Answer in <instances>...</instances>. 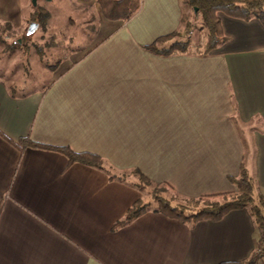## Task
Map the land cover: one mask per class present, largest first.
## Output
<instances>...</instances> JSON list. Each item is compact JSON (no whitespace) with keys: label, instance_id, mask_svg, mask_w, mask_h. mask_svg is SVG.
<instances>
[{"label":"crops","instance_id":"obj_1","mask_svg":"<svg viewBox=\"0 0 264 264\" xmlns=\"http://www.w3.org/2000/svg\"><path fill=\"white\" fill-rule=\"evenodd\" d=\"M20 2L0 0V18ZM183 13L182 0H141L127 21L100 16L97 39L44 89L0 77V264H220L257 250L248 207L197 222L149 208L116 226L144 199L136 170L199 199L236 192L245 167L264 195V24L220 15L227 40L208 54L150 49Z\"/></svg>","mask_w":264,"mask_h":264},{"label":"rangeland","instance_id":"obj_2","mask_svg":"<svg viewBox=\"0 0 264 264\" xmlns=\"http://www.w3.org/2000/svg\"><path fill=\"white\" fill-rule=\"evenodd\" d=\"M20 4L14 18H0V77L14 91L27 93L44 89L65 58L88 49L97 39L100 18L106 17L102 10L97 13L84 0H38L37 6L32 0H21ZM182 7V27L170 41L187 42L188 49L202 51L207 43L208 29L190 3L182 0ZM32 22L38 26L28 34ZM130 178L142 186V201L148 208H158L155 194L167 198L174 205L189 206L188 199L164 185L143 181L135 173H131ZM208 201L213 200L204 198L194 208H200ZM188 208L191 212L193 207Z\"/></svg>","mask_w":264,"mask_h":264},{"label":"trees","instance_id":"obj_3","mask_svg":"<svg viewBox=\"0 0 264 264\" xmlns=\"http://www.w3.org/2000/svg\"><path fill=\"white\" fill-rule=\"evenodd\" d=\"M190 5L198 8V12L202 17L203 25L208 29V38L205 47L201 52L208 54L223 44L227 37L224 34L221 16L226 15L233 18L243 19L250 21L254 18L261 20L264 24V0H185ZM101 10L106 18L111 20H129L135 12L140 8L141 0H99ZM183 22V16H182ZM170 34L160 38L158 43L149 46L150 49L157 51L161 54L169 55L175 52H186L188 49L187 42L178 40L170 41L173 35ZM170 43L166 45L167 43ZM161 45V46H160ZM202 49V48H201ZM34 146L35 144L29 142ZM68 155L70 163L80 162L90 166L108 171L112 177L125 179L127 175L114 174L111 170L105 167V164L99 156L81 152L76 153L66 148H55ZM140 176L143 181L151 183V181L141 174L138 170L133 171ZM236 185L237 191L230 194L216 195L204 198H211L213 201H208L204 206L195 209V206L200 204L199 199H188V205H192L191 212H188L189 206L174 205L170 200L160 197L155 194L158 202L156 211L162 212L165 215L177 218L183 221L197 222L204 219L213 221L220 220L227 213L236 209L248 207L254 217V220L261 232V238L257 250L245 262H222L220 264H259L260 260L264 257V195L258 193L255 182L250 176L248 170L242 167L239 178L233 180ZM138 188H142L139 184H135ZM187 199V198H186ZM149 208L147 203L141 199L136 201L128 210L126 216L121 221L117 222L116 226H120L132 221L137 216L141 215Z\"/></svg>","mask_w":264,"mask_h":264},{"label":"water","instance_id":"obj_4","mask_svg":"<svg viewBox=\"0 0 264 264\" xmlns=\"http://www.w3.org/2000/svg\"><path fill=\"white\" fill-rule=\"evenodd\" d=\"M47 1H50V0H47ZM32 3L34 6H37L38 0H32ZM195 10L198 11V8H195ZM37 26H38L37 23L32 22L28 30V34H31L32 32H34Z\"/></svg>","mask_w":264,"mask_h":264}]
</instances>
